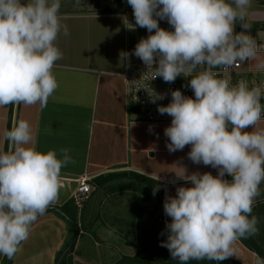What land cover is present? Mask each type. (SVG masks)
Wrapping results in <instances>:
<instances>
[{
    "label": "clouds",
    "instance_id": "1",
    "mask_svg": "<svg viewBox=\"0 0 264 264\" xmlns=\"http://www.w3.org/2000/svg\"><path fill=\"white\" fill-rule=\"evenodd\" d=\"M127 3L136 25L149 33L132 54L143 61L152 79L172 83L179 76L191 77L186 87L194 99L177 89L167 106H158L161 115L172 117L164 130L170 140L168 151L191 145L188 158L194 164L218 170L215 176L188 174L185 166L176 164L171 171L176 179L192 186L177 187L175 196L166 194L164 212L171 222L166 223L167 241L160 246L181 264L223 261L236 255L234 245L240 238L257 234L258 219L251 213L264 183V129L257 130L264 119V88L249 87L243 79L233 85L229 71L257 58V41L247 34L251 25L245 23L252 0ZM60 7V0H0V107H47L59 87L53 69L63 59L56 41L61 34L69 35L61 23ZM159 20L174 30L161 28ZM123 59L130 63L129 53L124 52ZM256 70L264 71V62ZM149 95L152 103L165 98L156 92ZM2 136L11 150L0 149V254L12 259L29 239L38 216L58 201L61 170L75 161L67 148L60 149L59 157L55 150H36L37 133L26 120ZM158 190L153 189L154 196ZM113 232L109 229L108 235ZM256 264L264 260L257 258Z\"/></svg>",
    "mask_w": 264,
    "mask_h": 264
},
{
    "label": "crops",
    "instance_id": "2",
    "mask_svg": "<svg viewBox=\"0 0 264 264\" xmlns=\"http://www.w3.org/2000/svg\"><path fill=\"white\" fill-rule=\"evenodd\" d=\"M21 2L26 3L27 0ZM60 3L61 23L67 25L69 35L61 34L56 41L63 53V59L58 60L53 69L59 87L43 110L39 105L10 104L0 107V149L5 152L11 150L9 142L3 139V132L10 130L19 120H26L37 133L36 150L44 153L55 150L58 157L60 149L70 150L75 163L62 168L63 187L58 201L53 205H61L68 200L66 212L73 214L72 193L77 178L83 175L89 177L96 195L83 203L81 211L73 209V215L81 225L76 244L80 242L78 256L81 264H86V261L87 264H113L121 253L132 255L138 247H141L140 254H145L150 262L167 259L168 264H181L171 257L169 250L160 246L168 236L166 223L171 222V217L164 212V202L166 194L175 196L177 187H191L192 184L176 179L171 171L176 169V164L185 166L188 174L210 172L215 176L218 170L202 163L194 164L188 158L191 145L173 153L168 151L166 145L170 140L164 135V130L171 125L172 119L152 121L139 118L136 114L123 77L127 63L123 53L128 41L134 37L130 25L136 23L127 0H60ZM249 14L254 19L264 20V3L252 0ZM250 30L260 34L253 36ZM263 33L264 27L260 25H251L247 30V34L257 38H264ZM261 62H264V53H258L255 60L244 62L243 68L264 76V71L256 70V65ZM150 126L152 131H149ZM259 129H264V119L257 126ZM112 171L141 174L139 181L149 196L144 197L141 191L126 188L107 191L104 186L94 183L93 179L98 174ZM127 178L130 177H119L113 181ZM225 179L231 180V177L225 174ZM172 180H176V183H171ZM154 188L159 189L157 193L161 201L157 195H153ZM159 210L160 216L157 215ZM251 215L258 219V232L244 238L250 247L240 238L234 245L236 255L230 257L241 264H256L257 258L264 260V183L260 185V195L256 198ZM156 216L157 221L152 225ZM139 226H153L158 231L160 236L155 242L158 249L153 250L157 258L150 259L146 255L142 241L144 230ZM137 228L139 233H136ZM109 229L114 230L111 236L108 235ZM70 233L71 227L63 216L53 209L46 210L42 216H38L29 239L11 259V264H54ZM84 244H91L92 253H89L95 256L94 261L93 256L88 259L89 249ZM255 245L261 247L262 255L251 248ZM125 247L127 251L120 250ZM165 254L170 256L166 257ZM4 258L0 254V264H4ZM219 262L204 259L190 260L188 264ZM225 263L222 261V264Z\"/></svg>",
    "mask_w": 264,
    "mask_h": 264
},
{
    "label": "built area",
    "instance_id": "3",
    "mask_svg": "<svg viewBox=\"0 0 264 264\" xmlns=\"http://www.w3.org/2000/svg\"><path fill=\"white\" fill-rule=\"evenodd\" d=\"M260 1L264 3V0ZM158 22L161 28L168 31L174 30L166 20H159ZM130 27L134 30V37L127 43L126 52L130 55V63H126V69L123 75L127 84V95L135 105L136 114L139 118L152 121L171 120L172 117L169 115H161L158 112V106H167L172 100L171 92L177 89H179L186 97L194 99V92L190 87H186L190 82L191 77L179 76L172 83L164 82L161 77L152 79V73L147 70L143 61L132 54L137 43L142 38H147L149 33L146 28H141L137 26L136 23L130 25ZM253 39L257 41L259 47L258 53H264V38L253 37ZM243 63H240L229 70L231 73L232 84L235 85L239 80L243 79L248 82L249 87L260 86L264 88V76L252 72L251 69L245 70L243 68ZM216 71L219 74V78H222L223 72L219 69ZM154 92L165 94V98L163 100H157L156 103L150 102L149 93L154 94ZM261 103L264 104V97H262ZM77 179L76 188L72 193V200L74 205L80 209L83 203L90 198L93 187L89 182V177L86 175Z\"/></svg>",
    "mask_w": 264,
    "mask_h": 264
},
{
    "label": "trees",
    "instance_id": "4",
    "mask_svg": "<svg viewBox=\"0 0 264 264\" xmlns=\"http://www.w3.org/2000/svg\"><path fill=\"white\" fill-rule=\"evenodd\" d=\"M133 175H136L138 178L136 176L134 178ZM126 176L130 177V178L119 180L118 182H114L113 181L114 179H117L119 177H126ZM139 176H142V175L137 173V172H134V171H129V172H126V171H121V172L112 171V172H107L105 174H98L93 179V181H94V183L97 186H101V187L104 186V189L107 190V191H115V190H121V189H125L126 188V189H132V190L141 191L142 193H144V195H143L144 197L145 196L148 197L149 196V194H147L148 191H146V188L143 186V184L140 183ZM156 195H157L159 201H161L160 194H158L156 192ZM68 203H69V201L67 200L65 203H63L61 205H50L47 208V210L53 209L57 214H59V215H61V216H63L65 218L64 214L67 213L66 211H67ZM160 214H161V210H159V213L157 215L160 216ZM67 215L75 223V225L77 227V232H78L79 226H78L76 217L73 214H71V213H67ZM158 216H156V218L152 222V225H154V223H156ZM66 221H67L69 227H71L70 222L67 219H66ZM152 229H153V226H148L144 230V233H142V236H143V238H142L143 240L142 241H144V238L145 239H152V236L151 237L148 236V235H150V232H151L150 230H152ZM148 231H149V233H148ZM70 235H72V229H71V234ZM70 237L71 236L68 237L67 241L64 243L62 248L59 250L58 254L61 252V250L67 244V242L69 241ZM139 238H141V237H139ZM166 239H167V237H166ZM241 240H242L243 243H245L247 246H249L248 242L244 238H241ZM251 248L256 250L257 252H259L260 255H262V250H261L260 246L255 245V246H251ZM164 249L168 250L166 247H164ZM140 251H141V247H138L134 254H132V255L126 254V255L120 256L118 258V260L115 263H113V264H122V263H127V264H168L169 263V261L167 259L166 260L165 259L160 260L161 262L160 261H156V262L152 261V262H150V260H148L146 258L145 254H142V255L140 254ZM66 252L64 253L62 258L60 259L59 264H67L66 263ZM58 254H57V256H58ZM139 258H143L144 262H143V260H140ZM223 261L226 262L225 264H241L239 261H237L235 259H232V258H228V259H225ZM10 262H11V259H10ZM4 264H8V257H6V256L4 258ZM219 264H222V261H220Z\"/></svg>",
    "mask_w": 264,
    "mask_h": 264
},
{
    "label": "rangeland",
    "instance_id": "5",
    "mask_svg": "<svg viewBox=\"0 0 264 264\" xmlns=\"http://www.w3.org/2000/svg\"><path fill=\"white\" fill-rule=\"evenodd\" d=\"M229 2H230V0H229ZM257 3V2H256ZM128 8L130 9V10H132V7L130 6V5H128ZM250 10V9H249ZM135 19V18H134ZM255 21H257V22H255ZM245 23H248V24H251L252 26H258V25H260L261 27H264V20H258V19H254V18H252V17H250V14L248 15V17L246 18V20H245ZM256 24V25H255ZM236 30H242L241 29V25H240V23L239 22H237V24H236V26H235V31ZM251 31V34L253 35V36H258V34H260V32H258V31H256V30H250ZM264 34V33H263ZM147 187L149 186L148 184L146 185ZM94 192V193H93ZM92 192V195H91V197L92 196H95L96 194H95V190ZM130 193L133 195L134 194V196L136 195L133 191L131 192L130 191ZM136 197V196H135ZM93 198V197H92ZM108 202H109V199L107 200ZM72 213L73 214H75V212H74V210H78V208H77V206H75V205H72ZM154 207V206H153ZM74 209V210H73ZM82 210V207H80V211ZM85 210V209H84ZM83 219H84V216H83ZM146 220H150V219H146ZM84 221H85V219H84ZM79 223V222H78ZM85 224V223H84ZM78 226H81L80 224L78 225ZM140 227V226H139ZM163 227V226H162ZM147 228V226L146 227H140L139 229H141L142 231L143 230H145ZM137 230H138V228H137ZM166 230V229H165ZM79 228H78V232H77V235H76V238H75V240H74V242L70 245V247L67 249V252H66V263L67 264H81V260H80V257L78 256V254H79V248H80V246H79V244H80V242H79V244L78 245H76L77 244V240L79 239ZM151 232H150V235H148V236H152V239H145L144 238V245H145V253H146V255L150 258V259H152V258H157L156 256H158V255H155V254H153V250H155L156 251V245H155V242H157L158 240H157V237L158 236H160L157 232V230H155V228H153L152 230H150ZM167 231V230H166ZM136 233H139V230L136 232ZM71 234V233H70ZM71 236V235H70ZM165 240L167 241V239L165 238ZM80 241V240H79ZM83 246H85V247H87L89 250H88V255H89V257H88V259L90 260L91 258H92V254H90L89 253V251L92 253V248H91V244L90 245H86V244H84ZM79 247V248H78ZM122 249H125V251H127V248L125 247V248H120V250L122 251ZM130 249H132L133 250V247L132 246H130ZM158 249V248H157ZM164 249V248H163ZM120 251V252H121ZM112 252V251H111ZM120 256H123L122 255V253L120 254ZM160 256V255H159ZM164 256V255H163ZM165 256L166 257H169L170 255H168V254H165ZM160 257H162V256H160ZM160 257L158 258V259H160ZM96 258H95V256H93V261L95 260ZM84 264V263H83ZM86 264H87V261H86Z\"/></svg>",
    "mask_w": 264,
    "mask_h": 264
},
{
    "label": "water",
    "instance_id": "6",
    "mask_svg": "<svg viewBox=\"0 0 264 264\" xmlns=\"http://www.w3.org/2000/svg\"><path fill=\"white\" fill-rule=\"evenodd\" d=\"M64 216L70 222L71 229H72V235H71L69 241L67 242V244L64 246V248L61 250V252L56 257L54 264H59L60 259L62 258L64 253L67 251V249L70 247V245L74 242L76 235H77V227H76L75 223L73 222V220L67 214H64ZM8 264H11L9 258H8Z\"/></svg>",
    "mask_w": 264,
    "mask_h": 264
}]
</instances>
